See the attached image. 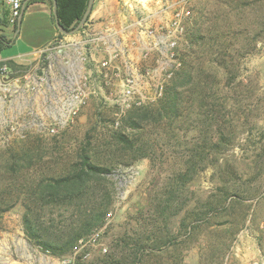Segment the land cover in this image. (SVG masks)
<instances>
[{
  "label": "rangeland",
  "instance_id": "1",
  "mask_svg": "<svg viewBox=\"0 0 264 264\" xmlns=\"http://www.w3.org/2000/svg\"><path fill=\"white\" fill-rule=\"evenodd\" d=\"M119 1L131 9L133 18L147 17L153 27L169 20L180 7L190 11L178 43L181 65L176 72L182 60L189 59L183 55L189 33L200 27L202 42L207 43L203 51L208 50H201L198 58L207 73L210 95L185 104L181 118L170 125L144 123L143 142L149 144L150 157L124 165L134 154L114 153L109 147L111 136L135 134L123 117L138 106L118 101L114 80L107 77L109 85H104L94 76L86 88L81 87L87 94L84 103L63 118L71 89L67 76H76L78 50L50 57L51 67L40 74L42 94L12 114L11 120L25 123L29 130L22 138L11 136L0 147V264H110L107 256H120L117 244L125 236L158 246V251L149 248L143 264H264V0ZM20 52L12 44L0 57ZM68 59L72 73L67 70ZM85 65L88 70L95 67V63ZM87 137L94 156L115 166L105 183L111 191L110 206L102 227L78 241V246L81 240L86 245L76 255L74 250L56 258L25 235L23 181L6 170V152L36 144L44 148L48 158L39 164L38 173L21 174L29 180L55 163L54 169H59L63 161L51 160L53 152L60 149L63 157L68 156L64 161L72 159ZM220 137L222 142H217ZM194 151L204 152V166ZM180 173L189 179H177ZM168 199L172 209L161 215L159 209ZM59 213L46 209L43 215L46 220L56 219Z\"/></svg>",
  "mask_w": 264,
  "mask_h": 264
},
{
  "label": "trees",
  "instance_id": "2",
  "mask_svg": "<svg viewBox=\"0 0 264 264\" xmlns=\"http://www.w3.org/2000/svg\"><path fill=\"white\" fill-rule=\"evenodd\" d=\"M55 2L59 25L69 32L84 15L89 0H55ZM17 27L18 25L11 35L0 33V54L14 43L13 34L16 33ZM201 34L198 26L189 33V44L187 51L183 54L189 59L182 60L181 69L175 73L163 97L153 103L155 105L138 106L123 117L124 124L135 134L131 137L122 132L112 134L109 147H113L114 153L134 154L130 160L122 162L124 165L150 157L147 151L149 144L143 142L146 135L144 123L153 122L160 126L166 122L170 125L181 118L185 104L190 103L197 96L210 95L207 73L203 62L198 58L207 44L202 42L204 38ZM59 37H63V34L59 33ZM208 48L211 46L208 45ZM14 65L13 61L10 62V66ZM217 142H222V137ZM217 142L212 141L214 146ZM45 152L44 148L37 144L17 150L8 149L5 168L15 179H18L20 175V182L23 181L20 183L21 194L25 196L23 226L28 240L51 256L61 258L71 254L78 247L80 239L87 237L104 224V217L111 202V191L107 192L105 183L107 184V176L111 175L112 168L115 166L108 165L94 156L92 144L87 137L85 144L72 159L64 161L68 156L63 157L60 149L53 152L51 160L63 161V166L59 169H54L57 164L55 163L53 167L48 168L49 171H44V174L41 173L26 180L21 174L26 175L30 171L37 170L39 164L47 157ZM193 153V156H201L200 164L204 166L207 159L204 152L194 151ZM37 173L38 170L34 175ZM185 175L187 174L180 173L177 179H181L182 182L188 180L189 178ZM171 201V199L164 201L165 204L159 209L161 215L169 213L172 209ZM46 209H56L66 215L59 213L56 218L58 220L52 218L46 220L44 216L47 215H43ZM48 214L52 215L53 212L48 211ZM201 219L202 216L195 220ZM149 238L150 236H146V241ZM151 247L143 240H131L129 236H125L117 244V252L120 256L113 258V255L109 254L107 258L111 259L110 264H143L149 248V251L159 250L156 244Z\"/></svg>",
  "mask_w": 264,
  "mask_h": 264
},
{
  "label": "built area",
  "instance_id": "3",
  "mask_svg": "<svg viewBox=\"0 0 264 264\" xmlns=\"http://www.w3.org/2000/svg\"><path fill=\"white\" fill-rule=\"evenodd\" d=\"M28 1L0 0V33L14 32ZM189 16L190 11L180 7L169 20L153 27L147 17L137 15L134 17L133 27L131 26L135 32L129 35V44H123L113 37L112 21L98 34L87 33L82 49H74L78 50L76 72L74 71L76 76H67V86L71 89L69 103L62 110V117L73 114L77 105L84 103L87 94L81 87L86 88L88 80L94 76L104 82V85H109L107 77L114 80V87L119 94L117 99L123 104L146 106L160 100L181 65L180 54L177 52L178 43L183 38L184 24ZM61 45L59 39L54 43L53 49L41 51L38 53V61L27 65L17 64L12 59H0V147L6 146L11 136L22 138L29 130L25 123L21 125L11 120L12 114L20 113L42 94L43 79L40 74L51 67L50 57L58 58L69 54L70 50L64 51L65 48L62 49ZM12 61L16 66H10ZM68 61L67 70L72 73L69 69L74 66L70 64V59ZM148 61L152 64L146 65ZM86 63H95L94 69H86ZM23 66L25 67L22 68ZM51 133H54L53 129ZM91 239L94 241L95 237ZM85 245L81 240L74 251L75 255Z\"/></svg>",
  "mask_w": 264,
  "mask_h": 264
},
{
  "label": "crops",
  "instance_id": "4",
  "mask_svg": "<svg viewBox=\"0 0 264 264\" xmlns=\"http://www.w3.org/2000/svg\"><path fill=\"white\" fill-rule=\"evenodd\" d=\"M121 4L122 2L119 0H94L81 31L72 36L59 37L60 32L55 25L53 15V1L29 0L22 11L17 31L13 34V44H17L21 52L12 57H0V59H12L21 65L36 62L38 53L49 48L53 49L54 43L59 38L62 49H82L85 35L100 33L109 21L114 23L112 26L113 37L126 44L125 42L130 40L129 35L133 31L135 32L134 28L130 29L134 25V18L131 16V9L128 10Z\"/></svg>",
  "mask_w": 264,
  "mask_h": 264
},
{
  "label": "water",
  "instance_id": "5",
  "mask_svg": "<svg viewBox=\"0 0 264 264\" xmlns=\"http://www.w3.org/2000/svg\"><path fill=\"white\" fill-rule=\"evenodd\" d=\"M52 1H53V6H54L53 15H54V19H55V25H56L57 29L59 30V32L61 34H63V35H73V34H75L76 32L79 31V29L85 24V22H86V20H87V18L89 16V14H90V11H91L93 2H94V0H89L87 9H86L84 15L82 16V18L80 19V21L78 22V24L72 30H70L69 32H66L59 25V22H58L57 16H56V10H55V8H56V2H55V0H52ZM18 24H19V22H18Z\"/></svg>",
  "mask_w": 264,
  "mask_h": 264
}]
</instances>
